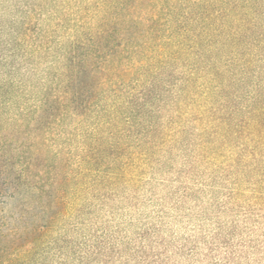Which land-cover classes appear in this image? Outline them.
<instances>
[{
    "label": "trees",
    "instance_id": "obj_1",
    "mask_svg": "<svg viewBox=\"0 0 264 264\" xmlns=\"http://www.w3.org/2000/svg\"><path fill=\"white\" fill-rule=\"evenodd\" d=\"M0 264H264V0H0Z\"/></svg>",
    "mask_w": 264,
    "mask_h": 264
}]
</instances>
